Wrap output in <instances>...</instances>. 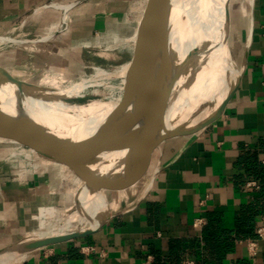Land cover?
<instances>
[{"label": "crops", "instance_id": "obj_1", "mask_svg": "<svg viewBox=\"0 0 264 264\" xmlns=\"http://www.w3.org/2000/svg\"><path fill=\"white\" fill-rule=\"evenodd\" d=\"M112 2L0 0V37L20 31L30 42L19 45H38L45 60L58 56L55 50L76 58L74 48L109 30L116 13ZM248 20L245 40L251 23L252 38L246 67L223 114L198 134L172 138L180 139L158 156L160 166L147 192L120 197L98 231L40 247L20 264H156L158 256L162 264L177 259L181 264H264V238L257 236L264 217V0H254ZM34 38L38 42L31 43ZM5 47L0 66L30 73L36 62L28 61L27 48ZM38 154L23 155L0 144V249L72 230L68 221L59 228L51 220L59 193L56 178L64 174L62 165L69 167ZM251 181L259 188H248ZM176 242H183V252Z\"/></svg>", "mask_w": 264, "mask_h": 264}, {"label": "water", "instance_id": "obj_2", "mask_svg": "<svg viewBox=\"0 0 264 264\" xmlns=\"http://www.w3.org/2000/svg\"><path fill=\"white\" fill-rule=\"evenodd\" d=\"M253 2L254 0H250V7L253 6ZM172 8V0H154L147 8L144 22L141 24L143 40L140 48V69L137 73L140 81L135 87L136 89L128 88L131 100L126 102L135 104V110L118 121L110 122L112 119L108 120L89 139L74 141L67 135L54 131L53 124L48 125L44 120L34 118L28 111V106L25 105L27 99L47 102L55 92L40 84L17 78L0 66V87H8L14 98L11 111L2 107L0 99V144L14 141L31 148L42 156L54 157L65 163L71 170L75 169L86 173L85 183L89 187L101 185L104 191L106 189L121 190L125 186H131L142 176L153 152L160 148L162 143L172 138L198 134L210 126L223 114L238 88L247 63L252 38V23L243 45L239 63L240 73L236 85L215 109H213L214 104L210 100L212 112L200 123L191 127L183 124L169 129L166 125V111L169 105L166 97L169 88L164 89L162 81L165 75L167 76L173 69H177L174 65L175 55L170 49L169 42L168 16ZM0 38L11 44H13L11 41H17L12 38ZM46 39L44 37L43 40ZM17 42L24 44L30 40ZM35 42L38 41L31 40V43ZM193 54L189 55L182 66L190 62ZM57 97L66 104L81 105L74 101L79 99L78 97L63 95ZM105 152L122 154V156L116 154L114 158H118L117 165L113 164L107 173L114 171L118 165L129 172L122 177L109 178V176L98 175L94 171L88 170L89 166L93 164L97 166L95 169H98L101 163L100 156ZM109 216L108 214L103 223L95 229L22 239L1 248L0 255L9 251H34L40 247L86 237L98 231Z\"/></svg>", "mask_w": 264, "mask_h": 264}, {"label": "bare ground", "instance_id": "obj_3", "mask_svg": "<svg viewBox=\"0 0 264 264\" xmlns=\"http://www.w3.org/2000/svg\"><path fill=\"white\" fill-rule=\"evenodd\" d=\"M216 1L172 0L173 8L168 16V29L170 31V49L175 55L174 65L177 69H173L169 75H165L162 81L163 88H169L166 97V101L169 103L166 111V125L169 129L183 124L191 127L206 119L212 112L210 108L195 114L202 100H211L214 104L213 109H215L238 82L240 67L233 53L235 55L239 53H237L238 49L234 44L235 36L232 23L226 15V11L223 10L222 1L220 0L218 3ZM56 6L59 9L67 8V5L57 4ZM11 42L14 44L17 41ZM192 53L194 54L190 62L182 66V63ZM140 57H136L133 63L124 65L118 73L115 72L121 77L123 88L136 89L135 87L138 86L140 80L137 73L140 69ZM97 73L101 74V71ZM107 77L109 79L111 76ZM54 81L55 79L49 84L54 85ZM83 85H78L77 89L74 87L73 92L75 94L65 93L63 89L59 88L47 102L27 99L25 105L28 106V111L34 118H40L48 125L53 124L55 126L54 131L67 135L74 141L91 138L108 120L112 119L110 122L118 121L135 110V104L122 102L119 98L111 100L92 99V101L81 105H69L57 97L63 95L81 98L84 96V94H80ZM55 87L57 89V85ZM8 89L5 86L0 87V99L2 107L11 111L14 98L11 96L12 91ZM116 154V152L102 154L99 159L100 166L95 169L97 167L95 165L93 171L98 175L109 176V178H118V175L121 177L120 175L126 171L121 168V165L116 166L114 171L107 173L113 164L117 165L116 160L118 158H114ZM117 155L122 156V154ZM86 176L84 173L81 179H86ZM103 190L101 185H96L89 187L87 191H78L79 200L76 210L78 212L85 208L87 210L84 230L97 228L111 212L108 201L109 195L106 192L104 195ZM93 198L94 201L92 202ZM31 252L32 250L6 252L0 255V264H20Z\"/></svg>", "mask_w": 264, "mask_h": 264}, {"label": "rangeland", "instance_id": "obj_4", "mask_svg": "<svg viewBox=\"0 0 264 264\" xmlns=\"http://www.w3.org/2000/svg\"><path fill=\"white\" fill-rule=\"evenodd\" d=\"M153 1L154 0H113L112 8L116 13L109 23V30L103 33L100 31L95 33L93 36L94 39L90 45H85L81 48H74L76 52L73 54H76V58L71 57V54L68 52L61 53L55 50L58 56H55L52 59L49 58V60H45L41 57L42 55L39 52L41 48L39 49L38 45L33 46L29 44L20 46L19 44L21 43H14L18 44L21 50L27 48L24 51H26L31 56L28 61H35L36 65L30 66V69H32L30 73L29 71L25 73L24 69H19V71L11 69V74L17 78L24 79L35 84H40L49 90L52 88L51 90L54 92L61 88L65 93H74V87L77 89L78 85L82 86L84 84L83 89L80 90V94H84V96L74 100L80 104L92 101V99L111 100L119 98L122 102H130L131 96L129 95V90L125 87H122V79L118 74L116 75V73H118V71L124 65L133 63L136 57L141 56V54H139L143 40V28L141 24L144 22V16L147 8ZM221 1L223 10L226 11V15L232 23V29L235 36L234 44L236 45V49H238L237 53L240 54L235 55L233 53V56L238 61V63H240L242 49L249 24L248 19L250 12V0ZM17 33L18 32H16V34ZM12 47L8 49L10 51H19L18 49H20L13 44ZM0 48V53H2L3 49L6 50L5 46H0ZM28 48L30 50H28ZM72 52H74V50H72ZM100 71L101 74H98L97 72ZM51 75H53V77H51ZM109 75L111 77L108 79L107 76ZM53 78L55 81L57 80L56 82L54 81V85H57V89L54 85L49 84L54 80ZM101 80H104L105 82H102ZM209 108L211 109L210 100L203 99L196 109L195 114H199L205 109L209 110ZM178 139L167 140L162 144V146H160L159 149L156 150L155 154L152 155L153 158L151 157L152 159H150L147 164L145 175L138 182L136 181L131 186H125L123 188L126 190L116 193L111 191V189H106V191L103 190L104 195L106 193L109 195L108 201L111 210L117 207L120 197L130 194H137L142 197L145 192H147L152 184L156 171L160 166L158 156L161 157L165 149L169 147V145H173ZM2 144L5 145V149L20 152L23 155L36 152L31 148L14 141L13 143L6 142ZM37 160L39 161V159ZM49 165L50 164L46 163V168H48ZM61 167L65 169V171L63 175L57 176L55 181V187L59 189V193L57 194L58 198H56V201L54 200L55 203H53L54 212H52L51 220L59 228L64 224L65 221H68V228H71V231H77L81 228L84 229L85 222L87 220V210L86 208L84 210L81 209L79 212L76 210V205L79 200L78 191H87L89 188V186H87L85 183L86 179H81L82 175H84V172L75 169L71 170L70 168L68 169L63 165ZM94 167V164L90 165L88 170L93 171ZM127 172H129V170ZM127 172L125 171L120 176L122 177L123 175L127 174ZM77 181L78 183L76 184ZM93 201L94 198L92 202ZM56 202H59L60 205H56ZM113 206L115 207L113 208ZM110 214L111 213H109V215Z\"/></svg>", "mask_w": 264, "mask_h": 264}, {"label": "built area", "instance_id": "obj_5", "mask_svg": "<svg viewBox=\"0 0 264 264\" xmlns=\"http://www.w3.org/2000/svg\"><path fill=\"white\" fill-rule=\"evenodd\" d=\"M69 7H70V5H67V9ZM5 37L9 38V39L10 38L16 39L17 41H29L30 40V39L26 40L25 38H21L20 37V31L17 34L16 33L13 34V36L12 35H8V36H5ZM34 39H37V38H34ZM0 40H1V38H0ZM1 42H4V43H1ZM0 43H1L0 46H2V47L3 46H7V44H11V43H9L7 41H0ZM247 187L248 188H259V185L256 182L251 181V182L247 183ZM257 236L259 238H264V217H262V222H261L260 226L257 229ZM249 243H250V250H253L254 241H249ZM185 264H193V263L192 262H186Z\"/></svg>", "mask_w": 264, "mask_h": 264}, {"label": "trees", "instance_id": "obj_6", "mask_svg": "<svg viewBox=\"0 0 264 264\" xmlns=\"http://www.w3.org/2000/svg\"><path fill=\"white\" fill-rule=\"evenodd\" d=\"M252 169L253 170H259L258 169V167H257V165L256 164H254L253 166H252ZM174 247L178 250V251H181V252H183L184 251V244H183V242H176L175 244H174ZM175 259V258H174ZM176 260V259H175ZM180 260V259H179ZM178 259L174 262V264H181L180 263V261H179ZM168 262H169V260H168ZM168 262H166V263H168ZM166 263H163V264H166ZM156 264H162L161 263V258H160V256H158V257H156Z\"/></svg>", "mask_w": 264, "mask_h": 264}]
</instances>
